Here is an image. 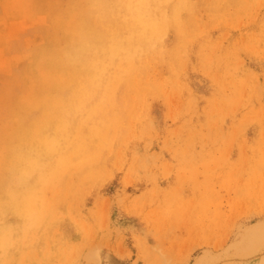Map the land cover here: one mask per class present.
<instances>
[{
    "label": "rangeland",
    "instance_id": "374dc122",
    "mask_svg": "<svg viewBox=\"0 0 264 264\" xmlns=\"http://www.w3.org/2000/svg\"><path fill=\"white\" fill-rule=\"evenodd\" d=\"M181 1L0 0V264H264V0Z\"/></svg>",
    "mask_w": 264,
    "mask_h": 264
},
{
    "label": "bare ground",
    "instance_id": "6f19581e",
    "mask_svg": "<svg viewBox=\"0 0 264 264\" xmlns=\"http://www.w3.org/2000/svg\"><path fill=\"white\" fill-rule=\"evenodd\" d=\"M148 1H149V0H148ZM204 1H205V0H204ZM120 2H121V1H119V3H120ZM181 2L183 3L184 1L182 0ZM178 3H179V2H178ZM182 3H181V5H182ZM191 3H192V2H191ZM184 4H185V3H184ZM193 4H194V3H193ZM185 5H186V4H185ZM206 5H207V3H206ZM178 6H179V5H178ZM186 6H187V5H186ZM190 6H191V9L194 8V6H193V7H192V5H190ZM131 7H132V6H131ZM179 7H180V6H179ZM181 7H182V6H181ZM120 8H121V7H120ZM111 9H112V8H111ZM122 9H123V8H122ZM172 9H173V8H172ZM177 9H178V10H179V9L181 10V8H177ZM91 10H92V9H91ZM99 10H100V9H99ZM99 10H98V12H99ZM108 10H109V9H108ZM108 10H107V11H108ZM173 10L175 11V9H173ZM192 10H193V9H192ZM194 10H195V9H194ZM85 11H88V10H85ZM93 11H96V10L94 9V10H92V12H93ZM115 11H116V10H115ZM119 11H120V10H119ZM174 11H173V13H174ZM101 12H102V11H100V13H101ZM116 12H117V11H116ZM89 13H91V12L89 11ZM171 13H172V12H171ZM189 13H190V12H189ZM95 14H97V12L94 13V16H96ZM103 14H104V12H103ZM112 14H113V13H112ZM120 14H121V13H120ZM123 14H124V13H123ZM177 14H178V13H177ZM83 15H84V14H83ZM108 15H109V14H108ZM110 15H111V14H110ZM110 15H109V16H110ZM114 15H115V14H114ZM127 15H128V14H127ZM165 15H166V14H165ZM99 16H100V14H99ZM111 16H112V15H111ZM195 16H196V13H195V15L193 16V18H194ZM87 17H88V16H87ZM87 17H85V18H87ZM90 17H91V16H90ZM102 17H103V15H102ZM105 17H106V16H105ZM105 17H104V18H105ZM74 18H75V17H74ZM88 18H89V17H88ZM165 18H166V17H165ZM173 18H174V17H173ZM173 18H172V19H173ZM189 18H190V17H189ZM23 19H24V18H23ZM106 19H107V18H106ZM108 19H109V18H108ZM113 19H114V18H112V21H113ZM115 19H116V18H115ZM92 20H93V19H92ZM92 20H91V22H92ZM98 20H99V19H98ZM103 20H104V19H103ZM188 20H190V19H188ZM25 21H26V20H25ZM32 21H33V20H32ZM95 21H96V19H95ZM107 21H109V20H107ZM122 21H123V20H122ZM130 21H131V19H130ZM155 21H157V20H155ZM174 21H175V20H174ZM174 21H173V22H174ZM178 21H179V20H178ZM184 21L186 22L185 19H184ZM190 21H191V20H190ZM8 22H9V21H8ZM11 22H12V21H11ZM11 22H10V25H12V23H13V24H14L13 28H14L15 25L17 24V22H15V21H13L12 23H11ZM19 22H21V21L19 20ZM19 22H18V23H19ZM29 22H30V21H29ZM35 22H36V21H35ZM37 22H38V21H37ZM91 22H90V20H89L88 23H91ZM110 22H111V21H110ZM166 22H167V21H166ZM181 22H182V20H181ZM15 23H16V24H15ZM23 23H24V22H23ZM27 23H28V22H27ZM88 23H87V24H88ZM95 23H96V22H95ZM99 23H100V21H99ZM101 23H102V22H101ZM106 23H107V22H106ZM106 23H105V25H106ZM121 23H122V22H121ZM121 23H120V26H121ZM160 23H161V22H160ZM175 23H176V22H174V24H175ZM178 23H179V22H178ZM20 24H22V22H21ZM25 24H26V23H25ZM28 24H31V23H28ZM34 24H35V23H33V25H34ZM38 24H39V23H38ZM96 24H97V23H96ZM96 24H94V25L96 26ZM116 24L118 25V23H116ZM116 24H115V25H116ZM137 24H138V23H137ZM137 24H136V25H137ZM140 24H141V23H140ZM179 24H180V23H179ZM17 25L19 26V24H17ZM35 25H36V24H35ZM91 25H93V24H90V27H92ZM94 25H93V27H94V29H96ZM100 25H102L103 27L105 26V25H103V24H100ZM109 25H110V24H109ZM111 25H112V23H111ZM176 25H177V24H176ZM176 25H175V26H176ZM180 25H182V24H180ZM183 25H185V24H183ZM23 26H24V25H23ZM26 26H27V25H26ZM86 26H87V25H86ZM159 26H160V25H159ZM159 26H158L157 28H159ZM8 27H10V26L8 25ZM8 27H7V28H8ZM19 27H22V26L20 25ZM24 27H25V26H24ZM32 27H33V26H32ZM93 27H92V29H93ZM103 27H102V28H103ZM106 27H107V25H106ZM177 27H179V26H177ZM181 27H182V26H181ZM10 28H11V27H10ZM10 28H8L7 30H12V28H11V29H10ZM135 28H136V27H135ZM175 28H176V27H175ZM179 28H180V27H179ZM182 28H183V27H182ZM14 29H15V28H14ZM18 29H19V28H17V30H18ZM20 29H21V28H20ZM20 29H19V30H20ZM26 29H27V28H25V30H26ZM105 29H106V28H105ZM138 29H140V28H138ZM173 29H174V28H173ZM23 30H24V28H23L21 31H23ZM25 30L23 31L24 33H25ZM98 30H99V29H98ZM100 30H101V29H100ZM108 30H109V28H108ZM147 30H149V29H147ZM177 30H178V33H179V32H180L179 29H176V31H177ZM182 30H183V29H182ZM13 31H14V30H13ZM104 31L106 32V30H104ZM138 31H139V30H138ZM138 31H137V32H138ZM6 32H7V31H6ZM98 32H99V31H98ZM108 32H109V31H108ZM108 32H106V33H108ZM146 32H147V31H146ZM155 32H156V31H155ZM20 33H21V32H20ZM133 33H134V31H133ZM152 33H153V32H152ZM32 34H33V33H32ZM100 34H101V33H100ZM118 34H119V32H118ZM118 34H117V35H118ZM122 34H123V33H122ZM165 34H166V33H165ZM175 34H176V33H175ZM179 34H180V33H179ZM33 35H34V34H33ZM83 35H84V33H83ZM91 35H92V33H91ZM91 35H90V37H92ZM110 35H111V33H110ZM110 35H109V36H110ZM150 35H151V34H150ZM163 35H164V34H163ZM28 36H29V35H28ZM101 36H103V35H101ZM106 36H108V35H106ZM106 36L104 35V37H106ZM113 36H114V35H113ZM115 36H116V35H115ZM115 36H114V37H115ZM118 36H119V35H118ZM153 36H154V34H153ZM155 36H157V34H156ZM8 37H9V36H8ZM19 37H20V35H19ZM34 37H35V36H34ZM99 37H100V35H99ZM120 37H121V36H120ZM157 37H161V35H160V36H157ZM157 37H156V38H157ZM165 37H167V36L165 35ZM36 38H37V37H36ZM82 38H83V36H82ZM93 38H94V37H93ZM116 38H117V37H116ZM151 38H152V37H151ZM151 38H150V40H153V39H154V38H153V39H151ZM16 39H17V38H16ZM21 39H22V38H21ZM25 39H27V38H25ZM31 39H32V38H31ZM37 39H38V38H37ZM120 39H121V38H120ZM120 39H119V40H120ZM157 39H160V38H157ZM9 40H10V38H9ZM13 40H14V39H13ZM22 40H23V39H22ZM42 40H43V39H42ZM108 40H112L111 37H110V39H108ZM86 41H87V40H86ZM156 41H157V40H156ZM163 41H164V39H163ZM29 42H30V41H29ZM42 42H44V40H43ZM88 42H89V41H88ZM90 42H91V41H90ZM90 42H89V43H90ZM104 42H105V41H104ZM104 42H102V43H104ZM157 42H158V41H157ZM157 42H156V43H157ZM93 43L95 44V42H93ZM93 43H92V44H93ZM106 43H107V42H106ZM121 43H122V42H121ZM123 43H124V42H123ZM123 43H122V44H123ZM154 43H155V42H154ZM162 43H163V42H162ZM24 44H25V43H24ZM86 44H87V43H86ZM94 44H93V45H94ZM112 44H113V42H112ZM30 45H31V44H30ZM95 45H96V44H95ZM102 45H103V44H102ZM160 45H161V44H160ZM160 45H159V46H160ZM91 46H92V45H91ZM104 46H105V45H104ZM147 46H149V45H147ZM25 47H26V46H25ZM93 47H94V46H93ZM96 47H97V46H96ZM96 47H95V48H96ZM107 47H108V46H107ZM111 47H112V46H111ZM114 47H115V46H114ZM144 47H145V46H144ZM149 47H150V46H149ZM151 47H152V46H151ZM154 47H155V46H154ZM104 48H105V47H104ZM124 48H125V46H124ZM146 48H147V47H146ZM89 49H91V48H89ZM155 49H156V47H155ZM165 49H166V48H165ZM162 50H163V49H162ZM95 51H97V50H95ZM98 51H99V50H98ZM126 51H127V50H126ZM164 51H165V50H164ZM2 52H4V51H2ZM155 52H157V51H154V53H155ZM158 52H159V51H158ZM88 53H89V52H88ZM88 53H86V54H88ZM92 53H93V52H92ZM104 53H107V52H104ZM136 53H137V52H136ZM150 53H151V52H150ZM166 53H167V52H166ZM3 54H4V53H3ZM142 54H143V53H142ZM1 55H2V54H1ZM90 55H91V54H90ZM90 55H89V56H90ZM104 55H105V54H104ZM106 55H107V54H106ZM106 55H105V56H106ZM127 55H128V54H127ZM136 55H137V54H136ZM140 55H141V54H140ZM152 55H153V54H152ZM3 56H4V55H3ZM3 56H2V57H3ZM85 56H86V55H85ZM85 56H84V57H85ZM100 56H101V55H99V57H100ZM134 56H135V55H134ZM0 57H1V56H0ZM120 57H121V56H120ZM136 57H137V56H136ZM136 57H135V58H136ZM142 57H146V55H145V56H142ZM96 58H97V57H96ZM106 58H107V57H106ZM111 58H112V57H111ZM137 58H138V57H137ZM140 58H141V57H140ZM3 59H5V58L3 57ZM142 59H143V58H142ZM91 60H92V59H91ZM94 60H95V58H94ZM121 60H123V62H124L125 59H121ZM130 60H132V59H130ZM135 60H136V59H135ZM139 60H140V59H139ZM140 61H141V60H140ZM143 61H145V60H142V62H143ZM24 62H25V61H24ZM92 62H93V60L91 61V63H92ZM99 62H100V61H99ZM106 62H107V61H106ZM127 62H128V61H127ZM132 62H133V61H132ZM132 62H131V63H132ZM138 62H139V61H138ZM157 62H158V60H157ZM0 63H4V64H5L4 61H2V62H0ZM107 63H108V62H107ZM107 63H106V64H107ZM114 63H115V61H114ZM124 63H125V62H124ZM97 64H98V62H97ZM108 64H109V63H108ZM120 64H121V63H120ZM132 64H133V63H132ZM139 64H140V63H139ZM144 64H145V63H144ZM150 64H151V63H150ZM0 65H1V67H2L3 64H0ZM17 65L19 66V64H17ZM94 65H95V64H94ZM125 65H126V64H125ZM159 65H160V64H159ZM98 66H99V65H98ZM106 66L108 67V65H106ZM120 66H122V64L119 65V67H120ZM126 66H127V65H126ZM144 66H145V65H144ZM148 66H149V65H148ZM5 67H6V66H5ZM122 67H124V64H123ZM137 67H138V66H135L134 68H137ZM140 67H141V65L139 66V68H140ZM146 67H147V66H146ZM110 68H111V66H110ZM127 68H128V67H127ZM129 68H130V67H129ZM97 69H98V68H97ZM104 69H105V67H104ZM117 69H119V68H117ZM149 69H150V68H149ZM149 69H148V70H149ZM14 70H15V69H14ZM99 70H100V69H99ZM99 70H98V71H99ZM120 70H122V69H120ZM131 70H132V69H131ZM131 70H130V72H131ZM136 70H137V69H136ZM141 70H142V69H141ZM87 71H88V70H87ZM93 71H94V69H93ZM104 71H105V70H104ZM107 71H108V70H107ZM122 71H124V70H122ZM146 71H147V70H146ZM95 72H96V71H95ZM119 72H120V71H119ZM119 72H117V73H119ZM134 72H135V71H134ZM142 72H143V71H142ZM147 72H148V71H147ZM96 73H97V72H96ZM100 73H101V71H100ZM100 73H99V74H100ZM120 73H122V72H120ZM109 74H110V73H109ZM126 74H128V72H127ZM126 74H124L123 77L126 76ZM137 74H139V73H137ZM137 74H136V75H137ZM77 75H78V74H77ZM136 75H135V76H136ZM140 75H141V74H140ZM140 75H139V76H140ZM143 75L146 76V74H143ZM147 75H148V74H147ZM94 76H95V73H94L93 77H94ZM100 76H102V75H100ZM100 76H99V77H100ZM135 76H132V77H135ZM105 77H106V76H105ZM112 77H115V76H112ZM121 77H122V76H121ZM130 77H131V76H130ZM77 78H78V77H77ZM87 78H88V77H87ZM137 78H138V77H137ZM84 79H85V78H84ZM89 79H90V78H89ZM92 79L95 80V78H91V80H92ZM98 79H99V78H97V80H98ZM100 79H101V78H100ZM107 79H108V77H107ZM109 79H110V78H109ZM120 79H121V78H120ZM124 79H125V78H123V80H124ZM128 79H129V78H128ZM131 79H132V78H131ZM133 79H134V78H133ZM105 80H106V79H105ZM109 81H110V80H108V82H109ZM112 81H113V80H112ZM125 81H127V80L125 79ZM130 81H131V80H130ZM132 81H133V80H132ZM80 82H81V81H80ZM84 82H85V81H84ZM93 82H94V81H93ZM108 82H107V83H108ZM76 83H77V82H76ZM87 83H89L88 80H87ZM90 83H92V81H91ZM95 83H96V82H95ZM95 83H94V84H95ZM105 83H106V82H105ZM132 83H134V82H132ZM78 84H79V83H78ZM84 84H85V83H84ZM84 84H83V85H84ZM103 84H104V83H103ZM103 84L101 83V85H103ZM109 84H110V82H109ZM22 85H23V84H22ZM70 85H71V84H70ZM79 85H80V84H79ZM83 85H80V86L82 87ZM105 85H106V84H105ZM76 87H77V86H76ZM81 87H80V88H81ZM99 87H100V85H99ZM103 87H105V86H103ZM107 87H109V86H107ZM80 88H79V89H80ZM84 88H86V87H84ZM84 88H83V89H84ZM117 88H118V87H117ZM129 88H130V87H129ZM20 89H21V88H20ZM90 89H91V88H90ZM95 89H96V88H95ZM104 89H105V88H104ZM108 89H109V88H108ZM75 90H76V88H75ZM88 90H89V89H88ZM102 90H103V89H102ZM102 90H100V91H102ZM106 90H107V89H106ZM115 90H116V87H115ZM130 90H131V89H130ZM16 91H17V90H16ZM78 91H79V90H78ZM83 91H84V90H83ZM97 91H98V90H97ZM108 91H109V90H107V92H108ZM20 92H21V91H20ZM65 92H66V91H65ZM81 92H82V91H81ZM89 92H90V91H89ZM102 92H103V91H102ZM63 93H64V92H63ZM109 93H110V92H109ZM64 94H65V93H64ZM71 94H72V93H71ZM73 94H74V93H73ZM87 94H88V93H87ZM111 94H112V93H111ZM114 94H115V93H114ZM125 94H126V93H125ZM80 95L82 96V94H80ZM85 95H86V94H85ZM99 95H100V94H99ZM115 96H116V95H115ZM61 97H62V96H61ZM63 97H64V96H63ZM68 97H69V96H68ZM83 97H85V96L83 95ZM86 97H87V96H86ZM106 97H107V95H106ZM121 97H122V96H121ZM59 98H60V97H59ZM81 98H82V97H81ZM81 98H79V99L81 100ZM98 98L100 99V97H98ZM113 98H114V95H113ZM122 98H123V97H122ZM95 99H96V98H95ZM99 99H96V100H97V101H101V100H99ZM105 99H106V98H105ZM109 99H110V98H109ZM82 100H84V99L82 98ZM82 100H81V102H82ZM111 100H112V99H111ZM120 100H121V99H120ZM97 101H96V102H97ZM108 101H109V100H108ZM108 101H107V102H108ZM112 101H113V100H112ZM62 102H63V101H62ZM74 102H76V101H74ZM77 102L79 103V100H78ZM77 102L75 103V105L77 104ZM91 102H92V101H91ZM91 102H90V103H91ZM93 102H94V101H93ZM113 102H114V101H113ZM116 102H117V101H116ZM82 103H83V102H82ZM82 103H81V107H83V106H82ZM105 103H106V102H105ZM108 103H109V102H108ZM60 104H61V103H60ZM87 104H88V103H87ZM87 104H86V105H87ZM96 104H97V103H96ZM102 104H104V102H103ZM117 104H119V103H117ZM121 104H123V103H120V105H121ZM65 105H66V104H65ZM65 105H64V107H65ZM90 105H91V104H90ZM104 105H105V104H104ZM104 105H103V106H104ZM107 105H108V104H107ZM120 105H119V106H120ZM60 106H61V105H60ZM77 106H78V104H77ZM77 106H76V109H78ZM0 107H1V106H0ZM3 107H4V106H3ZM93 107H96V105L93 106ZM59 108H60V107H59ZM90 108H91V106H90ZM97 108H98V107H97ZM97 108H96V109H97ZM104 108H106V107H104ZM104 108H103V109H104ZM4 109H5V108H4ZM76 109H75V110H76ZM83 109H84V108H83ZM85 109H86V108H85ZM91 109H92V108H91ZM91 109H89V111H90ZM98 109H99V108H98ZM103 109H102V110H103ZM57 110H58V109H57ZM62 110H63V109H62ZM66 110H68V109H66ZM80 110H81V108H80ZM80 110L78 109L79 112H80ZM1 111H5V113H6L7 110H6V109H5V110H2V109H1ZM76 111H77V110H76ZM76 111H75V112H76ZM89 111H88V112H89ZM93 111H94V110H93ZM97 111H98V110H97ZM63 112H64V111H63ZM65 112H66V111H65ZM79 112H78V113H79ZM82 112H83V111H82ZM1 113H2V112H1ZM5 113H4V115H5ZM68 113H69V112H68ZM73 113H74V112H73ZM73 113H72V114H73ZM93 113L95 114V112H93ZM8 114H9V113H8ZM65 114H66V113H65ZM72 114H71V115H72ZM75 114H76V113H75ZM75 114H74V115H75ZM80 114H82V113H80ZM90 114H91V113H89V115H90ZM101 114H102V113H100V115H101ZM30 115H32V114H30ZM39 115H40V114H39ZM71 115H70V117H71ZM78 115H79V114H78ZM83 115H84V114H83ZM92 115H93V114H92ZM92 115H91L90 117H92ZM102 115H104V114H102ZM105 115H106V114H105ZM114 115H115V114H114ZM62 116H63V114H62ZM68 116H69V115H68ZM86 116H87V114H86ZM31 117H32V116H31ZM64 117H65V115H64ZM75 117H76V115H75ZM80 117H81V116H80ZM109 117H110V116H109ZM109 117H108V120H109ZM62 118H63V117H62ZM66 118H67V116L65 117V119H66ZM71 118H73V115H72ZM93 118H95V117H93ZM102 118H104V116H103ZM115 118H117V117H115ZM65 119H64V124H65ZM79 119H80V118H79ZM83 119H85V117H84ZM83 119H82V120H83ZM96 119H97V118H96ZM98 119H99V118H98ZM70 120H71V119H70ZM70 120H69V121H70ZM100 120H101V118H100ZM106 120H107V119H106ZM108 120H107V122H108ZM67 121H68V120H67ZM90 121H91V120H90ZM95 121H96V120H95ZM97 121H98V120H97ZM103 121H104V120H103ZM93 122H94V121H93ZM105 122H106V121H105ZM107 122H106V123H107ZM66 123H67V122H66ZM78 123H79V121H78ZM96 123H97V122H96ZM100 123H101V122H100ZM100 123H99V124H100ZM81 124H82V126H83V123H81ZM84 124H85V123H84ZM103 124H105V123H103ZM90 125H91V123H90ZM100 125H102V124H100ZM64 126H65V125H64ZM82 126H80V127H82ZM84 126H85V125H84ZM104 126H105V125H104ZM65 127L68 128V126H65ZM72 127H73V126H72ZM96 127H97V126H96ZM61 128H62V127H61ZM69 128H70V127H69ZM91 128H92V127H91ZM62 129H63V128H62ZM64 129H65V128H64ZM64 129H63V131H65ZM87 129H88V128H87ZM70 130H71V129H70ZM101 130H102V129H101ZM71 131H72V130H71ZM71 131H70V132H71ZM89 131H91L90 128H89ZM60 132H61V131H60ZM91 132H92V131H91ZM96 132L98 133V131H96ZM102 132H104V131H102ZM105 132H106V131H105ZM66 133H67V132H66ZM61 134H62V133H61ZM75 134H77V133H75ZM80 134H81V132H80ZM84 134H85V133H84ZM84 134H83V136H84ZM89 134H90V132H89ZM91 134H92V133H91ZM34 135H35V134H34ZM65 135H66V134H65ZM68 135H69V133H68ZM85 135H86V134H85ZM62 136H63V135H62ZM88 136H89V135H88ZM77 137H78V136H77ZM79 137H80V136H79ZM79 137H78V139H79ZM75 138H76V137H75ZM84 138H85V137H84ZM92 138H93V136H92ZM92 138H91V139H92ZM73 140H74V139H73ZM83 140H85V139H83ZM89 140H90V139H89ZM71 141H72V140H71ZM92 141H94V140H92ZM75 142L77 143L78 140H77V141L75 140ZM84 142H85V141H84ZM52 143H53V142H52ZM73 143H74V142H73ZM87 143H88V142H87ZM92 143H93V142H92ZM48 144H49V143H48ZM50 144H51V143H50ZM70 144L72 145L71 142H70ZM83 144H84V143H83ZM89 144H90V143H89ZM89 144H88V145H89ZM66 145H67V144H66ZM71 145H70V146H71ZM80 145H81V147H83L82 144H80ZM84 145H86V144H84ZM90 145H92V144H90ZM54 146H55V145H54ZM54 146H53V148H54ZM70 146L68 147V145H67L66 147H67V148H70ZM51 147H52V144H51ZM51 147L48 148V149H50V151L52 150ZM78 147H79V145H78ZM90 147H91V146H90ZM61 148H62V147H61ZM67 148H66V150H68ZM79 148H80V147H79ZM87 148H88V147H87ZM87 148H86V150H87V152H88V154H89V153H90V152H89L90 150H88ZM33 149H34V148H32V150H33ZM57 149H58V148H57ZM82 149H84V148H82ZM54 150H56V146H55V149H54ZM66 150H65V151H66ZM80 150H81V149H80ZM56 151H57V150H56ZM77 151H78V150H77ZM77 151H76V152H77ZM82 151H84V150H82ZM32 152H33V151H32ZM32 152H31V153H32ZM85 152H86V151H85ZM36 153H38V152H36ZM53 154H54V153H53ZM74 154H75V153H74ZM97 154H98V153H97ZM39 155H40V153H39ZM79 155H80V154H79ZM81 155H82V154H81ZM35 156H37V155L35 154ZM69 156H70V155H69ZM77 157H79V156H77ZM35 159H36V157L34 158V162H35ZM38 159H39V158H38ZM38 159H37V160H38ZM43 159H44V157H43ZM45 159H46V158H45ZM73 161H74V160H73ZM91 161H92V160H91ZM94 161H95V160H94ZM97 161H98V160H97ZM36 162H37V161H36ZM83 162H84V161H83ZM81 163H82V162H81ZM31 164H32V163H31ZM33 164H34V163H33ZM36 164H37V163H36ZM36 164H34V165H36ZM88 164H89V163H88ZM90 164L92 165V163H90ZM94 164H95V167H96V165L99 166V163H98V162H97V163H94ZM81 165H82V164H81ZM33 167H34V166H32V168H33ZM32 168H31V169H32ZM34 168H36V167H34ZM52 168H53V167H52ZM31 169H30V170H31ZM36 169H37V168H36ZM71 169H72V168H71ZM91 169H93V168H91ZM81 170H83V169H81ZM28 171H29V169H28ZM69 171H70V168H69ZM32 172H33V170H32ZM34 172H35V171H34ZM34 172H33V173H34ZM41 172H42V171H41ZM29 173H31V171H30ZM77 173H78V172H77ZM77 173H76V174L73 173V174L77 175ZM91 173L93 174V170L91 171ZM46 174H47V173H46ZM63 174H64V172H63ZM80 174H81V173H80ZM28 175H30V174H28ZM31 175H32V173H31ZM33 175H34V174H33ZM61 175H62V174H61ZM70 175H71V174H70ZM78 175H79V173H78ZM62 176H64V175H62ZM73 176H74V175H73ZM73 176H72V177H73ZM18 177H19V176H18ZM30 177H31V176H30ZM65 177H66V175H65ZM72 177H71V178H72ZM87 177H88V176H87ZM60 178H61V177H60ZM60 178H59V179H60ZM66 178H67V177H66ZM66 178H65V179H66ZM68 178H69V177H68ZM79 178H80V176H79ZM84 178H85V177H84ZM23 179H24V178H23ZM23 179H22V180H23ZM11 180H12V179H11ZM70 180H71V179H70ZM88 180H89V179H88ZM55 181H56V180H55ZM55 181H54V182H55ZM66 181H67V179H66ZM19 182H20V181H19ZM19 182H18V184H19ZM25 182H26V180H25ZM27 182H28V181H27ZM27 182H26V183H27ZM58 182H59V181H58ZM68 182H69V181H68ZM68 182H67V183H68ZM4 183H5V182H4ZM9 183H11V182H9ZM13 183H14V182H13ZM22 183H24V181H23ZM60 183H61V182H60ZM53 184H54V183H53ZM58 184H59V183H58ZM65 184H66V183H65ZM68 184H70V182H69ZM13 185H14V184H13ZM59 185H60V184H59ZM19 186H22V185H21V182H20V185H19ZM53 186H54V185H53ZM65 186H67V185H65ZM69 186H72V185H69ZM17 187H18V186H17ZM17 187H16V188H17ZM61 187L63 188L62 185H61ZM22 188H23V187H22ZM22 188H21V190H23ZM26 188H27V186H26ZM58 188H60V187L58 186ZM62 188H61V189H62ZM1 189H3V188L1 187ZM56 189H57V188H56ZM65 189H66V187H65ZM74 189H76V188H74ZM21 190H20V191H21ZM20 191H19V192H20ZM24 191H25V190H24ZM25 192H26V191H25ZM27 193H28V192H27ZM34 194H35V193H34ZM29 195H30V194H29ZM36 195H37V194H36ZM36 195H35V196H36ZM58 196H59V195H58ZM67 197H69V195H67ZM30 198H31V197H30ZM58 198H59V197H58ZM56 199H57V198H56ZM56 199H55V200H56ZM57 200H58V199H57ZM59 200H60V199H59ZM62 200H63V199H62ZM69 200H70V199H69ZM66 201H67V200H66ZM55 202H58V201H55ZM64 202H65V200H64ZM30 203H31V202H30ZM61 203H62V202H61ZM58 205H59V204H58ZM32 208H33V205H32ZM47 209H50V208H47ZM47 209H46V210H47ZM47 211H48V210H47ZM48 212H49V211H48ZM48 212H45V213H48ZM28 213L32 214L33 211H32V212H31V211H30V212H27L26 214H28ZM3 214H5V213H2V217H3ZM26 214H25V215H26ZM30 214H28V215H30ZM6 216H7V215H6ZM7 217H8V216H7ZM29 217H32V215H31V216H28V218H29ZM45 217H46V215H45ZM5 218H6V217H5ZM15 219H16V218H15ZM41 219H42V218H41ZM44 219H46V218L43 217V220H44ZM5 220H6V219H5ZM0 221H2V219H1ZM40 221H41V220H40ZM4 222H5V221H4ZM44 222H45V221H44ZM2 223H3V222H2ZM38 223H39V222H38ZM38 223H37V224H38ZM17 224H18V223H17ZM43 224H44V223H43ZM43 224H41V225H43ZM11 225H12V224H11ZM2 226H4V225H2ZM2 226H1V227H2ZM7 226H8V225H7ZM11 227H12V226H11ZM15 227H16V225H15ZM7 228H9V227H7ZM6 231H7V230H6ZM16 231H17V230H16ZM8 232H9V229H8ZM10 232H11V231H10ZM14 232H15V231H14ZM11 233H12V232H11ZM4 234H5V233H4ZM4 234H3V235H4ZM12 234H13V233H12ZM15 234H16V233H15ZM6 235H8V234H6ZM9 235H10V234H9ZM12 236H13V235H12ZM15 236H16V235H15ZM0 237H1V236H0ZM2 238H3V237H2ZM7 238H8V237H7ZM8 239H9V238H8ZM17 241H18V239H17ZM13 245H14V244H13ZM8 247H9V245H8ZM14 248H15V246H14ZM16 248H17V247H16ZM8 249H9V248H8ZM17 256H18V255H17ZM0 262H3V261H0Z\"/></svg>",
    "mask_w": 264,
    "mask_h": 264
}]
</instances>
